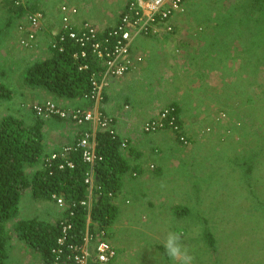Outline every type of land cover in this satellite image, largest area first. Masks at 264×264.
Returning a JSON list of instances; mask_svg holds the SVG:
<instances>
[{"label":"rangeland","instance_id":"374dc122","mask_svg":"<svg viewBox=\"0 0 264 264\" xmlns=\"http://www.w3.org/2000/svg\"><path fill=\"white\" fill-rule=\"evenodd\" d=\"M198 2L192 5L194 10L189 8L195 23L185 30H198L194 39L204 52L191 65L203 76L186 85V75H177L156 95L162 107L173 100L180 108L182 124L187 126L181 130L199 152L190 155L189 145L182 144L185 148L175 155L177 132L166 130L173 135V145L168 141L160 145L156 158L169 163L159 175L153 164L151 176L137 175L126 184L121 211L107 228L117 249L115 264H178L159 248L170 231L181 235L193 264H264V0ZM1 7L0 30L8 16ZM17 25L14 22L0 34V69L17 67L4 70L2 84L10 92L23 81L32 61L31 57L23 61L25 51L16 52L22 35ZM174 63L173 73L183 69L184 65ZM167 76L164 73L163 80ZM16 98L0 103L5 117L15 116ZM174 206L186 208V213L177 214ZM58 209L62 207L34 201L27 193L20 215L9 224L35 216L54 222L52 214ZM207 231L216 252L205 237ZM14 243L26 252L19 253L10 244L9 260L14 263L18 256L30 262L34 251L18 239Z\"/></svg>","mask_w":264,"mask_h":264},{"label":"trees","instance_id":"16d2710c","mask_svg":"<svg viewBox=\"0 0 264 264\" xmlns=\"http://www.w3.org/2000/svg\"><path fill=\"white\" fill-rule=\"evenodd\" d=\"M0 4L8 15L5 28L0 30V34L23 17L28 8L32 9L24 3L16 5V0H0ZM38 9L40 6L37 7L35 4L32 10L39 11ZM79 51L78 45L69 43L63 52L51 50V55L30 64L24 72L23 85L31 89L46 90L53 96L43 101H34L31 105L33 111L34 104L44 107L47 102L63 108L64 99L83 100L87 105H83L82 108L91 107L92 100L86 98V95L92 92L91 77L93 72L102 73L104 68L97 65L95 57L89 56L86 58L89 68L79 69L80 62L73 57V54ZM10 98L11 92L0 83V101H7ZM80 106L76 107L81 108ZM169 107L175 108L177 117L180 116V108L176 104H170ZM51 118L69 123L68 120L57 116ZM49 119L39 117L35 113L32 121H26L22 114L8 115L0 121V264H25L18 256L14 263L9 262L11 258L9 245L17 249L14 239L22 241L29 249L39 253L42 257L41 264H49L54 259L53 251L56 248H63V258L68 254L66 245L58 244L59 239L65 234L64 225H71L66 231L71 242H81L85 237L87 209L81 201L89 199L85 183L88 167L83 161L81 150H71L62 154V148L71 143L50 153L46 151L43 127ZM123 139L118 133L113 136L108 131L99 132L97 136V151L103 159L96 165L98 187H95L94 191L97 196L92 203L93 224L88 229L94 235L99 232L97 225L108 232L107 228L116 222L118 207L114 200L120 191L123 175L131 169L121 149ZM55 152L58 155L52 159ZM68 161L73 162L74 167L65 166L63 169L59 167L62 162ZM27 193H30L34 201H49L53 204L57 201L54 196L61 197L65 205L53 212L54 222L35 216L17 220L11 226L10 221L20 215L23 196ZM175 207L177 214L186 213V208ZM108 234L109 237L112 235L110 232ZM205 237L213 252H216L212 234L207 231ZM159 248L164 251L162 245Z\"/></svg>","mask_w":264,"mask_h":264},{"label":"built area","instance_id":"2783aa9c","mask_svg":"<svg viewBox=\"0 0 264 264\" xmlns=\"http://www.w3.org/2000/svg\"><path fill=\"white\" fill-rule=\"evenodd\" d=\"M23 0H16V5L22 4ZM62 27L54 33L50 49L63 52L69 43L79 46L80 51L75 52L73 57L80 62L79 69L89 68L86 58L93 56L97 65L104 68L102 73L93 72L91 77L92 92L86 95L92 100L89 108H61L54 103L47 102L46 105H33L34 112L39 117L51 118L57 116L68 120L73 128L74 141L63 147L62 154L71 150H81L83 161L87 164L85 183L87 184L89 199L81 201L86 206L87 230L81 242H71L67 236V229L70 224L64 225V235L59 239V245H66L67 256L63 258L62 247L56 248L54 259L49 264H115L117 249L109 238V234L101 226L97 225L99 232L94 235L88 229L93 224L91 210L94 188L98 187L96 179V165L103 157L97 151V136L99 132L108 131L111 135H117L113 126L114 117L106 114L100 108L103 94L110 84L111 79H120L130 71L136 69L137 65L143 62L142 54L133 51V44L140 36L159 38L163 35H172L179 26L180 18L186 12L185 0H127L119 21L115 26L100 31L89 19L76 24L73 17L80 13L79 7L63 4ZM179 24H178V23ZM45 16L41 11L26 10V13L19 19L17 30L22 34L17 41V51H35L39 48V36L45 32ZM103 32V33H102ZM173 107L163 108L156 116L149 118L142 124L143 132L154 134L171 129L180 134V140L188 144V138L181 134L178 117ZM129 141L123 139L121 149L128 148ZM61 154V153H60ZM52 154V159L57 156ZM65 166L74 167V163L68 161L61 163L60 168ZM112 196V193L109 194ZM56 205L64 207L63 198L56 197Z\"/></svg>","mask_w":264,"mask_h":264},{"label":"crops","instance_id":"0c3cea01","mask_svg":"<svg viewBox=\"0 0 264 264\" xmlns=\"http://www.w3.org/2000/svg\"><path fill=\"white\" fill-rule=\"evenodd\" d=\"M126 1L127 0H23V3L27 7H32V9L35 4L37 7L40 6L38 10L45 16L44 24L46 29L45 32H42L39 36L40 46L37 50L25 51L22 57L16 54L18 57H21L23 61H27L31 57V63L43 60L51 55L50 44L54 38L53 34L62 27L61 6L63 4L79 7V15L73 17L76 24L80 25L83 20L89 19L100 31H104L117 24L125 8ZM193 4L201 3L198 2V0H185L186 12L180 18V21H178L180 24L177 22L179 26L176 28L174 34L163 35L159 38L148 36L138 37L133 44V48L136 53L142 54L143 62L138 64L136 69L130 71L124 77L120 79H111L110 84L105 90V99L100 105V108L106 114L115 118L113 126L116 128L117 133L122 138L129 141L128 149L122 151L128 159L131 169L123 175L120 188L121 191L118 192L114 200L118 207V213L121 211L120 206L124 203V200L122 202V195L127 189L126 184H129V181L133 179L134 176L138 175L141 179L145 177L148 178V176L152 175L150 166L153 164L155 165L152 169L153 172L157 171L159 175L161 174L160 171H162V166L169 163L165 160L157 159L156 155L160 154L162 151L160 145H166L167 141L173 145V135L167 133V131L146 134L141 128L145 121L156 116L163 108L160 105L161 101H159V96L156 95V93H163L164 89L161 88L165 87L168 83L171 84L174 79H177V75H186L184 80L186 85L196 84L197 79H201V76H203L198 67L191 65V63L194 62L193 58L196 57L199 52H204L203 47L194 39L198 30H185V26L188 24L190 25V22L195 23L191 15L193 11L190 12L189 10V8L193 9ZM1 10H3L2 7ZM17 22H19V20ZM188 27L189 26H187V28ZM17 35L19 36L18 33ZM187 38L188 40H186ZM202 57H204V55ZM203 60L208 61V57H205ZM174 61H176L178 65H180V63L184 65L183 69L180 67L182 70L179 69L173 73L176 67ZM5 69L12 71V69H17V67L1 68L0 83L6 81L4 79V75L6 74L4 72ZM164 73H167L168 76L163 80ZM16 86V90L11 92V98L7 101H0V103L12 102L17 97L16 99L18 102L14 114H22L26 121H32L34 117L35 113L31 108L34 101H43L46 98L49 99L53 97L52 94L46 90L39 88L31 89L24 86L22 81L21 83H16ZM169 92L172 91L169 90ZM169 97H171V95H169ZM62 103L66 107H76L79 105L82 107L83 105H87L83 100L73 101L64 99ZM168 104H173V100H170ZM160 107L162 108L160 109ZM186 115L188 114L184 113V116ZM4 117V112L0 111V121ZM187 120L190 121L191 119L187 118ZM64 124L63 121L57 120L56 118L46 120L43 133L47 152L50 153L54 150H58L64 144L66 145L74 141V133L77 128L71 126L67 129V127H63ZM182 125L183 127H187L185 124ZM74 129L75 132H73ZM166 138H168V140ZM175 142L174 145L177 146H175L173 151L175 155H177V152L185 147L177 138ZM178 143L180 145H178ZM194 145L196 144H192L191 141V144L186 147H189L188 152L190 155H195L199 152V148ZM182 156L185 157L186 154ZM13 242H15V239ZM15 246L19 253L26 252L16 244ZM32 256L34 257L30 258V262L24 261V263L41 264L42 257L39 253L33 252Z\"/></svg>","mask_w":264,"mask_h":264},{"label":"clouds","instance_id":"9594fccd","mask_svg":"<svg viewBox=\"0 0 264 264\" xmlns=\"http://www.w3.org/2000/svg\"><path fill=\"white\" fill-rule=\"evenodd\" d=\"M168 106H169V104L166 105L165 107H168ZM165 107H163V108H165ZM174 110H175V108H174ZM174 112L176 113V110ZM176 116H177V114H176ZM178 124H179L180 130L181 129L183 130L181 116L178 117ZM182 130L180 132L182 135H184L185 133ZM176 137L179 140V142L185 146L191 144V140L187 136L186 137L188 138V141H189L188 144H184L180 140V134L178 132L176 134ZM127 149L128 148H126L125 150H127ZM125 150H123V151H125ZM163 248H164L165 254L172 261L178 262V264H193L194 257L191 255L190 250L182 243L181 235L179 233L171 232V231L168 232L167 235L165 236V239H164Z\"/></svg>","mask_w":264,"mask_h":264},{"label":"flooded vegetation","instance_id":"af4514ba","mask_svg":"<svg viewBox=\"0 0 264 264\" xmlns=\"http://www.w3.org/2000/svg\"><path fill=\"white\" fill-rule=\"evenodd\" d=\"M10 263H13L12 261L9 260Z\"/></svg>","mask_w":264,"mask_h":264}]
</instances>
